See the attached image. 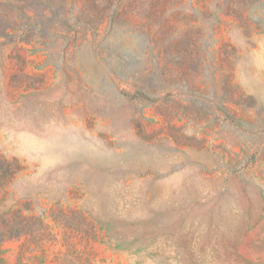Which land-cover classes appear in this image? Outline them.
I'll return each instance as SVG.
<instances>
[{"label": "rangeland", "instance_id": "obj_1", "mask_svg": "<svg viewBox=\"0 0 264 264\" xmlns=\"http://www.w3.org/2000/svg\"><path fill=\"white\" fill-rule=\"evenodd\" d=\"M0 264H264V0H0Z\"/></svg>", "mask_w": 264, "mask_h": 264}]
</instances>
